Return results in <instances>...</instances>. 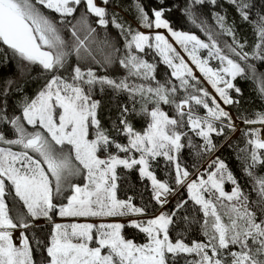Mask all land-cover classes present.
<instances>
[{
  "label": "snow or ice",
  "instance_id": "6c2138e0",
  "mask_svg": "<svg viewBox=\"0 0 264 264\" xmlns=\"http://www.w3.org/2000/svg\"><path fill=\"white\" fill-rule=\"evenodd\" d=\"M109 2L101 0L102 5ZM210 2L215 4L216 0ZM82 3L85 11L74 15L78 11L77 6ZM202 3L204 0H192V4ZM231 3L237 4L243 19L248 20V14L244 11L248 4L238 3V0H231ZM101 4H97L96 0H0V43L27 64L39 65L44 71L52 73L38 95L24 102L20 116L9 118L0 110V123L11 125L15 135V138L8 139L0 132V144L9 146L0 147V264H168L169 254L175 257L185 253L198 257L186 264H264V211L258 216L257 211L250 207L248 196L219 158L213 161L215 171L210 172L207 179L198 177L186 185L191 200L200 206L206 218L202 227L207 242L194 241L191 246L182 240L173 243L169 238V226L174 222L175 213H161L146 222H130V226L146 234L148 242L141 245L125 239L121 233L124 225L119 223H102L98 226L55 224L50 244L46 246V256L39 262L34 260L33 248L23 232L18 238L20 244L14 241V230L32 226L29 218L43 217L51 221L50 214L57 209L61 217L143 214L144 209L135 207L130 200L117 199V166L132 169L140 165V175L151 180L154 199L163 206L167 200L161 197L172 189L166 182L157 180L149 170V158L164 156L173 161L175 157L172 153H179L185 147L181 140L186 133L179 131L185 125L203 139L206 151L215 148L211 134H223V128L218 129L215 121L226 119L230 122L228 126L234 129L229 113L220 106L216 97L210 96L203 88L197 89L202 95L190 93L177 102L174 97L178 89L175 86L166 87L159 83L155 88L143 84L130 86L128 76L155 79L152 75L154 66L136 54L144 52L145 47H153V37L139 31L133 33L130 28L127 53L118 60L128 76L119 81L108 76L97 77L91 68L82 70L79 64L72 70L71 82L56 75L73 53L78 61L100 63L95 53L103 51V47L119 51L107 37L103 41L97 39V29L93 27L91 17L97 18L95 23L104 28L109 24L108 10ZM137 7L143 26L166 28L171 32L224 104L238 102L232 99L229 90L239 93L240 89L235 87L233 81L245 74V67L224 54L211 34L208 36L209 43H206L195 34L173 31L163 18L165 11L170 9H153L154 19H150L143 6ZM42 9L58 14L60 19L55 20ZM185 13L193 24L197 23L191 6L185 9ZM224 19L217 16L221 28L225 27ZM112 22L123 33V25L115 20ZM64 31L69 34L68 39L62 35ZM225 31L232 35L230 28ZM257 36L259 43L256 48L260 51L254 56L264 62V17L257 24ZM154 40L164 63L173 69L171 75L180 81L179 87L186 91L195 88L188 78H197L183 57L163 35L156 34ZM227 47L240 60L248 59V53L237 51V47L243 49V44ZM198 49H207L209 57L218 58L221 66L216 69L210 67L208 60L196 55ZM174 60L179 62L175 63ZM103 63H113L111 54L105 55ZM248 67L255 74V66ZM97 84L116 91H128L133 99L139 94L144 105L149 102L155 104L149 113L151 122L143 134L135 132L126 120H121L129 136L126 146L115 143L100 129L97 118L99 102L93 100L91 95L92 88ZM8 85H11V81ZM258 90L264 96V74ZM161 102L175 105L177 117L170 118L162 111L159 107ZM193 104L207 109V117L196 115ZM142 111L147 112V108L143 107ZM257 122L264 124V113L257 114L256 120H245L249 124ZM26 125L31 126V130ZM90 126L96 128L95 138H89ZM248 144L252 145V149L250 158L245 162V172L258 184L260 200L257 203L264 209V175L257 177L254 173L258 165L264 167V154L259 151L264 150V140L256 133ZM113 145L124 153L135 149L141 156L139 159H122L110 154L101 158L100 153L107 152ZM11 146H19L20 150L13 151ZM175 170L176 183L184 184L189 176L188 171L182 170L178 163ZM85 172L87 184L83 187L72 184L74 177ZM225 181L234 185L230 193L224 189ZM65 186L73 189V195L68 198L67 205L58 206L54 203V193L59 195ZM205 194H208L207 197ZM9 197L12 198L11 208ZM17 204L26 211L16 208ZM13 210L16 211L15 216L10 214ZM224 217H227V222ZM93 242L97 246H90Z\"/></svg>",
  "mask_w": 264,
  "mask_h": 264
},
{
  "label": "trees",
  "instance_id": "16d2710c",
  "mask_svg": "<svg viewBox=\"0 0 264 264\" xmlns=\"http://www.w3.org/2000/svg\"><path fill=\"white\" fill-rule=\"evenodd\" d=\"M238 3L248 4V8L244 9L248 14V20L243 19L238 5L231 3V0H216L215 4L211 3L210 0H204L202 4H192V0H163V3H161V0H110L109 4L106 5L108 16L112 21L115 20L116 23L123 25V33L121 29L113 26L114 23L110 20L106 28L98 26L95 23V17H91V20L93 21V27L97 29V39L103 41L107 37L110 44L119 50L113 51L112 48L104 47L106 55L113 51V63H104L101 66L93 65L91 62L81 63L73 53L68 58V63L65 67L56 72V75H60L62 78L69 80V82L73 75L72 70L78 64L83 69L91 68L97 77L108 76L119 81L128 76L127 70L119 64L118 60L123 57V47L128 38V29L130 28L133 31L129 20L135 23L139 21L137 5L143 6L149 17L152 16L153 9H170V11H165L163 18L169 22L173 31L195 34L206 43H209L208 36L211 34L224 54L237 60L242 67H245V74L233 81L235 87L240 89L239 93L234 90L229 91L232 99L238 102L227 104L226 106L232 116L237 121L242 122L234 137L230 136L231 129L223 126L222 135H211L215 148L211 151H206L202 141L194 136L185 125L179 129L180 132L186 133L181 140L185 147L179 153H175V163L162 156L149 159V170L156 176L157 180L166 182L174 192L171 201L165 207L161 209L162 205L154 199L153 187L146 177L140 175L137 165L132 169L117 166V199L121 201L130 200L135 207L144 209L142 215L145 216L154 215L160 209L162 213L169 215L175 213L173 216L174 222L169 226V238L173 243L177 240H182L187 245H192L194 241L206 242L202 227L205 217L200 207L186 196L184 190L176 191L174 165L177 163L182 170H187L189 175H191L214 153L213 161L219 158L227 165V169L232 172L242 191L248 196L250 207L257 211L258 216H261V212L264 211L257 203L260 200L258 195L259 186L254 178L249 177L245 172V162L250 158L252 149L251 145L248 144L251 137L248 131L252 127L251 124L245 123V120H254L257 114L264 113V96L258 90L262 74H264V62L254 56L260 51L256 48V44L259 43L257 24L260 18L264 17V0H238ZM189 6H191L197 20L196 24H193L185 13V9ZM77 7L78 11L74 15L78 16L85 11V7L83 3ZM42 10L55 20L58 21L60 19L59 15L50 10ZM218 15L225 18L224 28H221L218 23ZM227 28L231 29L232 35L227 34L225 31ZM62 35L65 36V39L69 38V34L66 31L62 32ZM237 44H243V49L241 50L237 47ZM228 45L237 47V51L248 53V59L246 61L240 60L229 51ZM136 54L154 66L155 71L152 75L155 79L149 78L147 80H151V83L154 84L172 82L169 70L152 50L145 49L144 52ZM99 61L103 62L104 58ZM248 65L255 66V74ZM51 77L52 73L42 70L39 65L27 64L18 54L5 48L0 43V110H3L9 118L20 116L24 102L34 99ZM129 80L128 76L127 82ZM9 81H11L10 86L8 85ZM201 87V85L196 83V89ZM196 89L189 88L187 91H177L174 98L179 101L182 96H187L190 93L198 94ZM91 95L93 100L99 102L97 118L100 121V129L115 143L126 146L129 141V136L124 131V125L121 124V120H126L135 132L142 134L146 130L149 123V115L148 112L142 111V108L146 107L148 111L149 107L154 105L152 102L144 105L142 99H138L137 96L133 99L128 91H116L106 85L101 87L99 84L92 88ZM159 107L168 115L173 113L169 104L162 103ZM125 108H127L126 112L124 111ZM199 112L201 113V110H198ZM26 127L31 130V126L26 125ZM0 132H3L8 139L15 138L11 125L0 123ZM0 147L9 146L0 144ZM11 147L13 151L20 150L19 146ZM259 151L264 154V150ZM110 154L117 155L119 158L125 155L124 152H120L113 145L109 147L107 152H101L100 156L107 157ZM213 161L211 162L212 164ZM254 173L257 177L264 175V167L258 165L254 169ZM82 175L83 173L79 178L72 179V184L81 185ZM231 186L234 187L228 182L225 183L224 187L228 191ZM70 188V186H66L59 195L54 193V203L58 206L64 205L70 195ZM8 203L11 208V197L8 198ZM181 204L183 206L178 207ZM16 208L20 211H26L20 204H17ZM56 213L57 211L51 213L52 220H46L47 223L45 224L37 225L32 218H29L28 222L32 226L28 229H22L24 235L29 239L30 246L33 248V258L37 262L43 260L46 256V246L50 244L52 234V227L48 222L56 220ZM10 214L15 216L16 211L13 210ZM121 233L125 239L132 240L135 243H144L146 241L144 233L132 226L124 225ZM197 258L195 254L185 253L175 257L169 254L168 264H186V262L194 261Z\"/></svg>",
  "mask_w": 264,
  "mask_h": 264
},
{
  "label": "rangeland",
  "instance_id": "374dc122",
  "mask_svg": "<svg viewBox=\"0 0 264 264\" xmlns=\"http://www.w3.org/2000/svg\"><path fill=\"white\" fill-rule=\"evenodd\" d=\"M97 4H101V0H96ZM101 6H104L107 8L106 5H102ZM108 10V8H107ZM115 12H117L116 10H114ZM56 14V13H55ZM58 15V14H57ZM109 15V14H108ZM97 19V18H96ZM107 19H109L110 21H112L109 16L107 17ZM150 19H154L153 15L150 17ZM129 22L132 24V28H133V33L136 32V31H139V32H142L146 35H149L151 37H153L151 43L153 44V47L151 48H148V47H145V49H150L154 52V54L159 58V60L167 67V69L169 70V74H170V78L172 79V82H169L167 84H162V85H165L166 87H172V86H175L177 87V91H184L185 89L184 88H180L179 85H180V81L178 79H176V77L172 76L171 73L173 71L172 68L168 67V65H166L163 61V57L159 54L158 50L155 48V40H154V37L156 34H161L163 35L169 44L172 45L173 48L176 49V51L180 54L181 57H183L185 63L188 65L189 68L192 69V72L194 74V76L197 78V80H192L191 78H188L189 79V82L190 84H194L195 85V88L196 89V83H198L199 85H201L204 90H206L208 93H210V96L212 97H216L217 99V102L220 103V106L226 111L229 113L230 117H231V123L234 124V129L229 127V121L224 119V120H221V121H215V125L217 126V128H222L223 126L228 128V129H231V137H234L236 135V133L238 132V130L240 129L241 125H242V122L240 121H237L233 116L232 114L227 110L226 106L227 104H224L223 101H221L219 99V96L218 94L215 92V89L212 87V85L208 82V80L203 76V74L199 71L198 67L192 62L189 54L187 51L184 50V48L177 42V40L172 36L171 32L166 29V28H155V27H152V28H148V27H145L143 26V24L141 23V20H140V14H139V21L138 22H133L131 20H129ZM98 25V24H97ZM100 26V25H98ZM113 26H115L113 24ZM102 27V26H101ZM178 32V31H177ZM190 34V33H189ZM131 37L130 35H128V38L127 40H130ZM127 40L125 41L124 43V53H123V56L127 53V49H126V42ZM95 47V45H94ZM103 47V46H102ZM189 47V51H191V45L188 46ZM135 51V50H134ZM138 53V52H137ZM111 56L113 54V51L110 53ZM96 55V58L97 60L99 61L100 59L104 58V56L106 55V51H105V48L103 47V51H97L95 53ZM108 55V54H107ZM171 55V54H170ZM196 55L202 59V60H208V64L210 67L216 69V68H219L221 66L220 64V61L218 58H215V57H209L208 55V50L207 49H198L196 51ZM81 62V61H80ZM88 62H91V64L93 65H98V66H101L102 64H104L103 62H100L97 63V62H93V61H88ZM175 63H178L179 61H176L174 60ZM81 63H86V62H81ZM82 70H87V69H83ZM74 74V73H73ZM130 80H129V84L130 86H139L141 84H143L145 87H148V86H151L153 88H155L157 86L158 83L154 84V83H151V80H147V79H143L142 77H134V76H129ZM198 81V82H197ZM71 82V81H70ZM160 84V83H159ZM223 86V85H221ZM44 88V87H43ZM42 88V89H43ZM41 89V90H42ZM199 89V88H197ZM196 89V90H197ZM40 90V91H41ZM39 91V92H40ZM230 91V90H229ZM38 92V93H39ZM198 92V91H197ZM177 93V92H176ZM175 93V94H176ZM38 95V94H37ZM36 95V96H37ZM198 95H202L201 93L198 92ZM35 96V97H36ZM138 97V99H141L140 95L137 94L136 95ZM186 96H182L181 99L185 98ZM180 99V100H181ZM179 100V101H180ZM177 100V102H179ZM163 102H161L160 104H162ZM154 104V103H153ZM159 104V106H160ZM170 107H171V110H172V114L169 115L170 118H176L177 117V113H176V109H175V105L173 104H169ZM193 108L195 109V114L198 115V116H201V117H207V109H204L202 106H196V105H192ZM155 107V104L150 106L149 107V110L147 111L148 112V115L150 113V111ZM161 109V107H160ZM162 110V109H161ZM198 110H201V113L199 112L198 113ZM163 111V110H162ZM185 111H187V109H185ZM165 112V111H164ZM166 113V112H165ZM257 118V117H256ZM256 118L254 120H256ZM186 117H185V121H186ZM151 122V117L149 115V123ZM26 123V122H25ZM148 123V124H149ZM187 129L194 135L196 136L197 138H199L202 143L204 144V141L201 137L197 136L196 133L194 131H192L187 125H186ZM251 129H249V133H250V139H254L255 138V134L258 133L259 134V138L261 140H264V124H261L259 122L257 123H251ZM95 132H96V128L95 126H90V129H89V133H90V137L89 138H95ZM143 134V133H142ZM212 134H215V133H212ZM211 134V135H212ZM128 144H129V141H128ZM127 144V145H128ZM251 148H252V145H251ZM172 155L175 157V152L172 153ZM213 155L214 153L211 154V156L195 171L193 172L191 175L188 176L187 180H185L184 184H177L176 183V191L178 190H184V192L186 193V196L191 200L190 198V194L188 193L187 191V183H190L191 181L193 180H197L198 177H201L203 179H207V176L210 172L212 171H215V165H213L211 162L213 161ZM141 156V153L140 152H137L135 149H132L130 152L128 153H125L124 157H121L122 159L124 158H135V159H139ZM163 158L167 159L166 157L162 156ZM101 158H106V157H101ZM151 159V158H149ZM173 162L175 163V161L173 160ZM211 164H212V168H211ZM138 166V169L140 168V165H137ZM210 167V168H209ZM174 168H175V165H174ZM176 172V170H175ZM140 173V172H139ZM83 179H82V184L80 185L81 187H83L85 184L88 183L87 179H86V172L83 173ZM74 178H79L78 177H74ZM73 178V179H74ZM147 178V177H146ZM148 179V178H147ZM150 181V184L152 185L151 183V180L148 179ZM225 183H228V181H225ZM230 183V182H229ZM225 186V184H224ZM153 187V186H152ZM66 188V186L64 187V189ZM232 188L233 186L229 187L228 191H226V187H224L225 191L226 192H231L232 191ZM174 192L171 191L169 194H167L166 196L164 197H161V199H166L167 200V203L171 201L172 199V196H173ZM73 195V189L70 188V195L69 197ZM206 197L208 194H205ZM68 197V198H69ZM192 201V200H191ZM194 202V201H193ZM68 203V199L66 201V203L64 205H67ZM163 204V206L161 207V209L163 207H165V205L167 204ZM199 206V205H198ZM200 207V206H199ZM158 211L157 213H155L154 215H151V216H145V215H137V214H129V215H124V216H120V215H116V216H105V217H92V216H88V217H61L59 214H58V209H57V213H56V217H55V221L53 222H48L49 224H51V227H52V233H53V230H54V226L55 224H62V225H70V224H73V223H76V224H93L95 226H98L100 224H122V225H127V226H130V222L132 221H136V222H141V221H147V220H150V219H153L155 217H158L159 215H161L162 211ZM201 209V208H200ZM26 210V209H25ZM203 213V212H202ZM33 219V218H32ZM206 219V218H205ZM35 221V224L39 225V224H45L47 223L46 222V218H38V219H33ZM224 221L227 222V217H224ZM133 227V226H132ZM136 229L139 230V228L135 227ZM95 228L93 230L94 234H95ZM21 232H22V229H16L13 231V239L14 241L19 245L20 244V240L18 239L20 236H21ZM52 235V234H51ZM145 237H146V234H144ZM51 240V239H50ZM205 241L207 242V237L205 238ZM147 237H146V241L144 243H147ZM144 243H136L137 245H141V244H144ZM175 243V242H174ZM90 246H97L95 244V242H93L92 244H90ZM191 246V245H189ZM106 251V250H104ZM103 254V253H102ZM171 255V254H170ZM198 259V258H197Z\"/></svg>",
  "mask_w": 264,
  "mask_h": 264
},
{
  "label": "water",
  "instance_id": "95a60500",
  "mask_svg": "<svg viewBox=\"0 0 264 264\" xmlns=\"http://www.w3.org/2000/svg\"><path fill=\"white\" fill-rule=\"evenodd\" d=\"M2 44V43H1ZM3 45V44H2ZM5 48H7V46L6 45H3ZM7 49H9V48H7ZM11 50V49H10ZM42 68V67H41ZM43 70V69H42Z\"/></svg>",
  "mask_w": 264,
  "mask_h": 264
}]
</instances>
